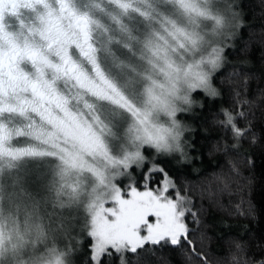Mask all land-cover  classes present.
<instances>
[{"label":"trees","instance_id":"16d2710c","mask_svg":"<svg viewBox=\"0 0 264 264\" xmlns=\"http://www.w3.org/2000/svg\"><path fill=\"white\" fill-rule=\"evenodd\" d=\"M230 2L240 14L241 26L233 29L235 36L230 40L225 41L229 28L224 27L211 41L215 47L227 45L223 64L212 79L219 95L212 98L202 90L190 89L186 95L191 105L186 101L178 104L172 115L173 122L187 129L184 155L158 154L152 146L143 147L115 180V186L123 190L130 182L143 190L144 173L153 163L162 165L181 191H187L192 211L198 212L202 224L194 239L210 264H243L245 259L264 258V0H205L202 3L207 16L203 20L214 28L217 17L228 23ZM111 26V38L116 39L115 27ZM103 43L101 37L98 58L100 65L107 68ZM111 47L121 58L119 46ZM238 99L248 103L240 105ZM93 103L106 114L118 116L116 123L108 116L101 119L109 132L108 140L112 124L129 125L126 112ZM221 109L246 113L237 123L240 127L250 125L251 131L237 148H233L236 141L231 130L219 123L223 120ZM119 128V134H123L125 131ZM42 157L45 156L29 153L16 160L0 158V218L13 217L12 225L8 223L11 232L4 234L10 255L15 256L13 263L92 264L90 213L84 196L87 183L83 181V190L80 189L83 177L55 162H39ZM161 179L156 174L152 187ZM61 202L67 206L57 207ZM125 255L127 264H187L182 250L173 247L145 245L137 254Z\"/></svg>","mask_w":264,"mask_h":264},{"label":"rangeland","instance_id":"374dc122","mask_svg":"<svg viewBox=\"0 0 264 264\" xmlns=\"http://www.w3.org/2000/svg\"><path fill=\"white\" fill-rule=\"evenodd\" d=\"M203 1L60 0L59 13L49 22L65 19L71 10L74 19L81 17L86 30L75 34L77 50L45 55L39 68L16 73L0 87V158L44 155L47 159L37 161L55 162L83 177L90 232L97 213L114 207L116 191L127 194L131 182L124 190L115 186L122 168L143 147L156 148L153 140L163 136L171 142L174 110L186 101L196 74L207 69L206 58L215 47L211 41L223 28L203 20ZM101 37L107 68L98 58ZM89 39L93 45L86 46ZM113 45L119 46L121 58L112 52ZM118 63L124 71H117ZM93 102L126 112L128 129L112 124L108 140L101 119L108 116L116 123L118 116ZM12 219L0 218V264H24L13 263L5 243Z\"/></svg>","mask_w":264,"mask_h":264},{"label":"snow or ice","instance_id":"6c2138e0","mask_svg":"<svg viewBox=\"0 0 264 264\" xmlns=\"http://www.w3.org/2000/svg\"><path fill=\"white\" fill-rule=\"evenodd\" d=\"M228 7L231 18L227 24L229 31L225 41L235 36L234 28L241 26L240 14L235 11L234 4L230 2ZM216 23L223 27L224 19L217 17ZM225 47L227 45L223 43L212 48L205 61L212 71L196 74L197 82L193 85L195 92L202 90L212 98L219 95L213 87L212 79L213 73L223 64ZM237 103L245 105L248 100L238 99ZM221 113L223 120L219 123L225 130H231L236 141L233 148H237L239 142L251 131L250 125L240 127L237 123L238 118H244L246 113L241 110L233 114L229 109H221ZM186 130V127L181 128L179 122L174 121V128L168 133L171 142L163 136L153 140L157 153L184 155V145L187 141H184L183 137ZM252 142L255 143L254 136ZM156 174H160L162 179L152 187ZM142 188L143 190H139L132 184L126 195L118 189L113 201L114 207L97 213L93 230L89 234L92 241L89 249L92 264H113L115 260H118L119 264H127L125 254H137L145 245L179 248L186 257L187 264H210L206 254L196 246L194 236L202 221L198 212L192 211L193 205L187 191L182 192L165 168L155 163L144 173ZM240 207L242 208V205ZM238 214L245 213L239 211ZM189 215L191 221L188 220ZM190 224L196 227H190ZM240 247L238 244L237 248ZM243 264H264V258L255 261L245 259Z\"/></svg>","mask_w":264,"mask_h":264},{"label":"flooded vegetation","instance_id":"af4514ba","mask_svg":"<svg viewBox=\"0 0 264 264\" xmlns=\"http://www.w3.org/2000/svg\"><path fill=\"white\" fill-rule=\"evenodd\" d=\"M59 2L0 0V87L16 73L24 74L39 68L45 55L77 50L75 34L86 30L80 26L82 18L74 19L71 10L65 19L56 20L54 24L49 22L59 13ZM45 19H48L47 24ZM59 32L64 35L60 36ZM88 43L86 46L93 45L90 39Z\"/></svg>","mask_w":264,"mask_h":264},{"label":"clouds","instance_id":"9594fccd","mask_svg":"<svg viewBox=\"0 0 264 264\" xmlns=\"http://www.w3.org/2000/svg\"><path fill=\"white\" fill-rule=\"evenodd\" d=\"M227 24H228V23H226L225 20H224V26H223V27H221L220 25H217V23H215V28H217V29H221V28L227 27ZM169 43H171V42H169ZM124 70H125V69L122 68V67H120V66H119V63H118V64H117V71H124ZM204 71H205V72H209V73H211V71H212L211 66L207 64V69L204 70ZM189 87L192 88L193 90H195V89L193 88V85H189ZM185 99H186V102H188L189 105H191L190 97H185ZM66 206H67V205H66L65 203H63V202L57 204V207H59V208H64V207H66ZM41 227H43V225H41Z\"/></svg>","mask_w":264,"mask_h":264}]
</instances>
